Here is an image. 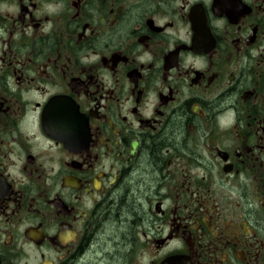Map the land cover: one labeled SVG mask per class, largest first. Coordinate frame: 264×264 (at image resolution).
Segmentation results:
<instances>
[{"label": "flooded vegetation", "instance_id": "af4514ba", "mask_svg": "<svg viewBox=\"0 0 264 264\" xmlns=\"http://www.w3.org/2000/svg\"><path fill=\"white\" fill-rule=\"evenodd\" d=\"M264 264V0H0V264Z\"/></svg>", "mask_w": 264, "mask_h": 264}, {"label": "water", "instance_id": "95a60500", "mask_svg": "<svg viewBox=\"0 0 264 264\" xmlns=\"http://www.w3.org/2000/svg\"><path fill=\"white\" fill-rule=\"evenodd\" d=\"M164 264H190L187 259L180 255L167 257Z\"/></svg>", "mask_w": 264, "mask_h": 264}]
</instances>
